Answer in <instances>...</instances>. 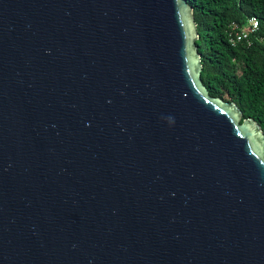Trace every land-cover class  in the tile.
Here are the masks:
<instances>
[{
  "label": "water",
  "instance_id": "water-1",
  "mask_svg": "<svg viewBox=\"0 0 264 264\" xmlns=\"http://www.w3.org/2000/svg\"><path fill=\"white\" fill-rule=\"evenodd\" d=\"M196 39L186 0H0V264H264V136Z\"/></svg>",
  "mask_w": 264,
  "mask_h": 264
},
{
  "label": "trees",
  "instance_id": "trees-1",
  "mask_svg": "<svg viewBox=\"0 0 264 264\" xmlns=\"http://www.w3.org/2000/svg\"><path fill=\"white\" fill-rule=\"evenodd\" d=\"M197 32L200 80L210 97L234 103L264 136V0H186ZM258 21L249 43L231 45V23Z\"/></svg>",
  "mask_w": 264,
  "mask_h": 264
},
{
  "label": "built area",
  "instance_id": "built-area-1",
  "mask_svg": "<svg viewBox=\"0 0 264 264\" xmlns=\"http://www.w3.org/2000/svg\"><path fill=\"white\" fill-rule=\"evenodd\" d=\"M258 26V21L255 18H250L243 26L233 22L229 26L227 32L228 41L231 45L246 41L249 43V37L253 34Z\"/></svg>",
  "mask_w": 264,
  "mask_h": 264
}]
</instances>
